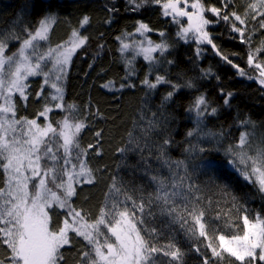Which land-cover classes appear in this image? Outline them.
I'll return each mask as SVG.
<instances>
[{
	"label": "snow or ice",
	"instance_id": "obj_1",
	"mask_svg": "<svg viewBox=\"0 0 264 264\" xmlns=\"http://www.w3.org/2000/svg\"><path fill=\"white\" fill-rule=\"evenodd\" d=\"M128 2L135 6L133 10H138L149 2L161 5L162 15L171 17L180 26L178 37L184 40L194 39L198 44L207 43L214 49L216 45L206 30L213 21L206 17V12L225 22H239L241 27H237L235 23L231 27L232 31L239 33L243 43H250L245 36L249 16L264 29V0H253L245 8L243 15L235 11L224 14L229 7V0H221L220 7H206L203 0ZM36 7L38 5L34 4L33 8ZM183 18H186L187 26L181 23ZM55 19L54 14L46 12L34 28L26 26L23 35L9 33L0 37V174L3 176L0 180V248L5 250L0 255V264H62L65 257L61 250L72 243L70 234L73 233L87 242V250L80 252V264H157L160 256L169 258L167 264H183L184 252L175 243L172 231V226L177 224L189 240L202 243L204 248L210 250L209 256L202 252L201 247H195V251L203 256V264H213V258L215 264H220L225 254L234 258L238 264H264V218L257 214L249 219L247 209L242 205L238 206L236 197L232 196L233 207L245 214L238 217L242 224H235L230 217L231 210L224 212L223 216L228 218V223L223 227L234 229L233 233L225 234L221 226L213 222L214 219L220 220L222 213L218 211L215 218L208 215L213 201L195 183L193 175L188 171V164L184 160L172 161L166 158L163 147L169 140H164L160 145L161 151L157 159L168 167L170 175L152 176L151 180L156 185L153 192L146 193L142 187H125L114 177L109 192L105 194L106 203L94 220L89 222V213L72 205L76 185L91 184L95 180L93 169L86 161L88 149L93 148V145L89 144L88 148L80 145L79 136L86 124L77 117L76 105L63 102L62 81L72 55L87 43L88 37L73 29L67 41L54 48L41 50L40 42L48 40ZM88 23L89 17L84 16L81 27ZM137 24L135 31L144 39L131 43L122 40L120 50H132L136 55H142L149 62L151 70V67L159 63L153 53L163 55L169 45L164 41L153 43L146 36L152 29L143 22L138 21ZM159 34L161 37L165 36L164 32ZM132 35L134 34L128 33L126 37ZM9 41L19 43V47L11 55L6 54ZM199 51L198 48L197 54ZM261 51L258 48L248 53V66L254 67L259 73L256 77L248 78L256 79L264 86V64L257 62ZM222 58L232 64L227 56ZM134 60L135 56L126 57V79L136 74ZM49 63L52 67L45 71ZM232 66L237 69L238 75H246L239 65ZM149 74L141 81L149 89H155L160 84L172 87V91L163 97L162 103L171 99L175 91L182 87L172 84L161 75H156L154 81L149 80ZM38 75L43 77V83L35 95L45 103L34 118H18L14 97L18 94L19 99L26 104L29 99L27 81ZM113 85L114 82L109 81L103 87ZM186 86L192 87V84L188 83ZM46 87L54 90L47 97L44 95ZM119 87L123 89L135 85L121 83ZM221 92L223 93V89ZM223 94L224 104L227 105L233 93ZM192 107L196 110L199 129L202 122L200 118L208 113V101L200 95ZM54 109L65 112L63 118L55 124L49 118ZM216 111V108H211L212 114ZM41 119L43 124L39 122ZM241 123L245 126L253 125L250 120ZM155 126V122H150L149 129ZM197 129L190 130L187 135L192 136ZM205 135L215 138L217 134ZM252 135V132H241L237 143L225 149V155L230 157L226 163L264 193V148H249V138ZM95 136L99 138L101 132H96ZM185 151L191 153L206 150L190 146ZM253 151L255 154H251ZM201 165L205 168L216 167L212 160H202ZM221 191L228 194L226 186ZM59 210L64 212V216L56 223L53 216ZM157 216L166 218L159 228L152 226ZM165 229L168 230L167 236ZM162 238L167 243H160ZM161 264L164 262L161 261Z\"/></svg>",
	"mask_w": 264,
	"mask_h": 264
},
{
	"label": "trees",
	"instance_id": "obj_2",
	"mask_svg": "<svg viewBox=\"0 0 264 264\" xmlns=\"http://www.w3.org/2000/svg\"><path fill=\"white\" fill-rule=\"evenodd\" d=\"M203 2L206 7L221 6V0ZM251 2L253 0H229V7L224 14L235 11L243 15ZM34 4L38 5L35 9ZM134 7L128 0H0V37L9 33L23 35V29L26 26L34 28L46 12L56 17L48 46L54 48L67 41L73 29L88 37L87 43L71 57L62 81L63 102L76 105L77 117L86 124L79 136L80 145L82 148L93 145V148L88 149L86 161L93 169L95 180L91 184L76 185L72 205L89 213L91 222L105 205V194L109 192L114 177L125 187H142L146 193L153 192L156 185L151 177L170 175L168 167L157 159L161 151L160 145L164 140H169L163 147L166 158L172 161L184 160L188 164V171L193 175L195 183L213 201L208 215L215 218L218 211L222 213L221 219H214L213 222L220 225L225 234L233 233L234 229L223 227L228 223V218L223 213L231 210L230 217L235 224H242L238 217L245 214L233 207L232 196L236 197L238 206L242 205L247 209L249 219L257 214L264 218V193L258 190L256 184L246 181L233 170L226 163L230 157L225 155V149L236 144L244 131L254 133L249 138V148H264V86L258 80L248 78L256 77L259 73L247 63L249 51L259 48L262 51L257 56V62L264 64V29L249 16L245 36L250 43H243L239 33L232 31L231 27L232 23L241 27L239 22H225L206 12V17L213 21L206 30L216 45L214 49L209 44H198L193 39L178 37L180 26L171 17L162 15L161 5L149 2L138 10H133ZM84 16L89 17V23L81 27ZM138 21L152 29L147 35L155 43L164 41L169 47L163 55H155L159 63L151 67V70L148 61L135 57L136 74L126 79L128 69L126 54L120 50L121 37L127 33L136 34L134 31ZM186 22L181 20L183 25ZM160 32H164L165 36L161 37ZM118 37L121 39H117ZM18 47L17 41H9L7 52H15ZM224 56L232 64H228L222 58ZM232 65H239L246 75H238L237 69ZM51 67L49 63L45 71ZM146 74H149V80L154 81L156 75H161L172 84L182 87L175 91L171 99L162 103L163 97L172 91V87L160 84L155 89H149L141 84ZM109 81L118 85L129 83L135 87L109 91L103 87ZM27 83V103L21 101L18 94L14 99L17 117L27 116L31 119L45 103L35 95L40 90L43 77L33 76ZM188 83L192 87H187ZM221 89L223 93H233L227 105L224 104L225 95ZM50 91L54 90L45 88V97ZM200 95L208 101L209 111L197 129V121L191 110ZM211 108H216L215 114L211 113ZM97 112L99 115H96ZM64 115L63 110L54 109L49 118L55 124ZM246 120L252 121L254 126L241 123ZM39 122L44 123L43 119ZM150 122H155L156 126L149 129ZM193 129L197 131L188 136L187 133ZM98 131L101 132L99 138L95 136ZM206 133L217 135L213 138L205 135ZM190 146L206 151L188 153L185 149ZM121 149L124 151L121 152ZM251 154H255L254 151ZM202 160H212L216 167L205 168L201 165ZM2 179L0 174V180ZM225 186L228 194L221 191ZM63 216L64 212L59 210L53 219L59 223ZM165 219L157 216L152 226L159 228ZM172 231L175 243L184 252L183 264H203V256L195 251L197 246L210 256V250L204 248L202 243L189 240L178 224L172 226ZM70 235L72 243L61 250L65 257L62 264H80V252L87 250V242L74 233ZM167 235L168 230L165 229V236ZM160 243H167V240L162 238ZM4 251L0 248V255ZM168 260V257L160 256L157 264H161V261L167 264ZM220 264L238 262L225 254Z\"/></svg>",
	"mask_w": 264,
	"mask_h": 264
},
{
	"label": "rangeland",
	"instance_id": "obj_3",
	"mask_svg": "<svg viewBox=\"0 0 264 264\" xmlns=\"http://www.w3.org/2000/svg\"><path fill=\"white\" fill-rule=\"evenodd\" d=\"M181 6H183V5H181ZM184 20H186V18H183ZM182 19V20H183ZM56 20V19H55ZM187 21V20H186ZM54 23H55V21H54ZM54 23L52 24V26H51V29H52V27H53V25H54ZM184 26H187V22H186V24L184 25ZM209 26V25H208ZM207 26V27H208ZM207 27H206V29H207ZM51 29H50V31H49V34H48V40L47 41H42V42H40V48H41V50H46L47 48H49L50 46H48L47 44L49 43V39H50V33H51ZM135 33H136V31H134ZM128 34V33H127ZM146 36H147V38L148 39H150L153 43H155L147 34H146ZM210 36V35H209ZM122 39H121V41L123 40V42H126V43H131V42H133V41H140V40H142V39H144V37L143 36H141L139 33H136V34H134V35H132L131 37H126V34L125 35H123L122 37H121ZM193 41H195L194 39H193ZM200 44H207V43H200ZM126 55V57L127 58H130V55H133V56H135V57H137V58H142L143 59V56L142 55H136V53L135 52H133L132 50H129L128 52H124ZM157 53H159V52H156V53H153V55L155 56ZM6 54H8V55H11V53H8L7 51H6ZM129 55V56H128ZM73 56V55H72ZM69 66V64L67 65V68H69L68 67ZM31 78V77H30ZM120 85H118L116 82H114V85L113 86H110V87H105L107 90H109V91H121V90H123V89H125V88H123V89H121L120 87H119ZM192 114L194 115V117H195V119H196V121H197V115H196V110H195V108L193 107L192 108ZM208 111H209V107H208ZM201 120H203V117L202 118H200Z\"/></svg>",
	"mask_w": 264,
	"mask_h": 264
}]
</instances>
